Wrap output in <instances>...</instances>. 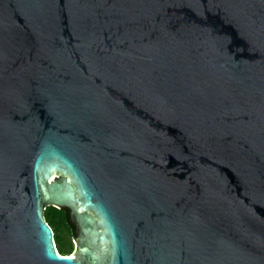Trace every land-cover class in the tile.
Instances as JSON below:
<instances>
[{"label":"water","instance_id":"1","mask_svg":"<svg viewBox=\"0 0 264 264\" xmlns=\"http://www.w3.org/2000/svg\"><path fill=\"white\" fill-rule=\"evenodd\" d=\"M0 264H264V0H0Z\"/></svg>","mask_w":264,"mask_h":264},{"label":"trees","instance_id":"2","mask_svg":"<svg viewBox=\"0 0 264 264\" xmlns=\"http://www.w3.org/2000/svg\"><path fill=\"white\" fill-rule=\"evenodd\" d=\"M44 216L53 229L58 251L60 254H69L73 249L75 227L70 220L68 209L48 206L44 210Z\"/></svg>","mask_w":264,"mask_h":264},{"label":"flooded vegetation","instance_id":"3","mask_svg":"<svg viewBox=\"0 0 264 264\" xmlns=\"http://www.w3.org/2000/svg\"><path fill=\"white\" fill-rule=\"evenodd\" d=\"M75 236V235H74ZM73 240V239H72Z\"/></svg>","mask_w":264,"mask_h":264},{"label":"rangeland","instance_id":"4","mask_svg":"<svg viewBox=\"0 0 264 264\" xmlns=\"http://www.w3.org/2000/svg\"><path fill=\"white\" fill-rule=\"evenodd\" d=\"M73 243V242H72ZM74 245V244H73Z\"/></svg>","mask_w":264,"mask_h":264}]
</instances>
